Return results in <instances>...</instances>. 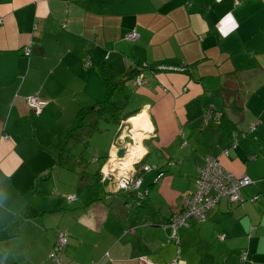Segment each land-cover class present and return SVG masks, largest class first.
<instances>
[{"label": "crops", "instance_id": "obj_1", "mask_svg": "<svg viewBox=\"0 0 264 264\" xmlns=\"http://www.w3.org/2000/svg\"><path fill=\"white\" fill-rule=\"evenodd\" d=\"M0 21V233L20 219L19 233L0 241V264H55L59 232L65 264H264V0H0ZM140 67L141 87L129 80ZM102 68L125 77L122 89L135 85L119 104L137 98L139 107L119 126L104 118L115 138L89 161L78 147H89L83 132L99 131L97 117L65 138L81 111L105 100ZM31 96L49 103L42 114ZM208 111L219 116L205 121ZM136 113L150 123L135 166L140 204L101 177L114 146L133 140L123 119ZM209 157L254 184L245 203L223 199L205 222L180 229L177 245L169 223ZM144 165L155 171L142 175Z\"/></svg>", "mask_w": 264, "mask_h": 264}, {"label": "built area", "instance_id": "obj_2", "mask_svg": "<svg viewBox=\"0 0 264 264\" xmlns=\"http://www.w3.org/2000/svg\"><path fill=\"white\" fill-rule=\"evenodd\" d=\"M2 21H0V25ZM128 41H136L138 39L137 33H130L126 36ZM32 44L24 49V55L30 57L32 55ZM89 64V63H88ZM87 64V65H88ZM145 68V67H143ZM143 68L140 72H143ZM182 71V69H179ZM178 71V70H177ZM140 75L136 78V84L138 86H143L145 84L143 76ZM28 106L32 113L37 115L42 114L49 103L45 100L40 99L38 96H31L27 99ZM218 114H214L213 111H208L204 114L205 121H210ZM241 135L236 134L235 137H240ZM243 137H245L243 135ZM7 140L8 137L6 136ZM131 145V144H129ZM129 145L127 147H129ZM237 144L233 145L236 148ZM128 150V149H127ZM118 146H114L113 153H115L116 158H118L119 152ZM113 153L111 154L108 162L101 169V177L104 183H115L117 188L122 192H132L136 197L137 203L143 202L147 193L142 192L143 178L141 174H138L135 166L141 164L143 158H141L136 164L132 166V169L126 170H113L105 171L108 163L113 159ZM121 160V159H119ZM121 164V161H119ZM172 165V164H171ZM155 169L150 166H142V175L150 174ZM164 176L163 172L157 177V180ZM254 182L248 176H242L240 178L235 177L230 172L226 171L220 163L213 157H209L206 160V165L204 168L200 169L199 177L195 183V191L184 199L183 212L182 214L173 217L169 226L172 229V240L178 245L179 236L178 232L182 228H189L191 222L202 223L207 219V214L210 210L214 209L221 200L225 199L230 204L241 205L245 203V198L243 193L245 189L252 186ZM76 200L75 196H69L67 201L72 203ZM220 241L224 242L226 240L225 235L219 237ZM68 243V234L66 232H59L55 247L50 254V259L55 264H65L63 261V252ZM180 254V250L178 251ZM241 260L245 262L247 260V254H242ZM139 264H154L148 261L146 258L141 257L138 259ZM170 264H184L179 259L171 262Z\"/></svg>", "mask_w": 264, "mask_h": 264}, {"label": "trees", "instance_id": "obj_3", "mask_svg": "<svg viewBox=\"0 0 264 264\" xmlns=\"http://www.w3.org/2000/svg\"><path fill=\"white\" fill-rule=\"evenodd\" d=\"M144 69L146 68H143V70ZM102 72L104 74V78L107 84V93H106L105 100L102 103H99L94 108L81 111L78 114L74 125L69 129L67 133V136L65 138L66 144L67 142H69L71 139L74 138V135L76 132L86 127V123L88 119L90 118V116H97L99 119H101L103 116L105 117L110 116L112 119V122L115 125L117 126L120 125L122 119L120 117L119 111H121L124 107L120 105L119 103L114 102L113 97L118 92V90H120V88H122V86H124V84L126 83V81H122V79L125 77L119 74L112 73L104 68H102ZM140 73H141L140 70H136L130 73L129 80L136 79L140 75ZM136 115L137 113L131 116H127L123 120L127 121L131 119L132 117H135ZM19 226H20V219L14 220V222H12L8 227L4 229V231L0 233V241L3 239L14 237L16 234H18Z\"/></svg>", "mask_w": 264, "mask_h": 264}, {"label": "rangeland", "instance_id": "obj_4", "mask_svg": "<svg viewBox=\"0 0 264 264\" xmlns=\"http://www.w3.org/2000/svg\"><path fill=\"white\" fill-rule=\"evenodd\" d=\"M143 67H140V68H138L137 70H141ZM144 70H146V69H144ZM143 70V71H144ZM131 85V84H130ZM135 86V85H134ZM134 86H130L131 88H132V91L131 90H129V89H126L128 86H127V84L125 85V88H121L118 92H117V94H116V96H117V98H115V99H113V101L114 102H116V103H122V101L124 102L126 99L124 98V96H131V95H135V93H136V89H133V88H135ZM121 97V98H120ZM127 101V100H126ZM124 103H126V102H124ZM123 106V105H122ZM137 107H139V101H138V99L137 98H134V100L133 101H131L130 102V104H128V105H126L121 111H119L120 112V114H122V113H125L126 111L127 112H129V111H132L133 109H136ZM97 116H95V118H96ZM107 117V116H106ZM104 118H105V116H103L101 119H99L98 117H97V119H98V124H96V129H98L99 131H97L93 136H91V137H86V135L85 134H87V133H85V132H83V136H84V138L86 139L85 141H87V142H89V147H83V146H81V147H78V150H83V151H86L87 153H86V159L87 160H89V161H92V157H93V154L94 153H96V151H98V150H105L108 146H110V143L113 141V139L115 138L114 137V134H115V132H116V127L115 126H113L112 124H108V123H105L106 121H104ZM133 118V117H132ZM92 120H94V118L92 119ZM91 120V124L94 122L95 123V121H92ZM107 120H109V118L107 119ZM130 120V119H129ZM129 120H128V122H129ZM129 124H131L132 125V127L129 125ZM129 124H127V125H125V127H124V129H126L127 130V134L130 132V131H128V130H131V137H132V139L133 140H130V139H128V140H130L129 142H127L126 144H124V145H122V146H120V148H119V150H123V149H129V147H127L129 144H131V146H136V145H139V143L137 144V142H136V140H135V138H134V135H135V131H137L138 133H140L141 132V134L143 133V130L142 129H135L134 128V125L132 124V123H130L129 122ZM144 134V133H143ZM144 136H145V134H144ZM134 141V142H133ZM147 148H148V150H149V153L151 154V161H157V159H158V156H157V154L154 152V150H153V147L152 146H146ZM127 155V154H126ZM144 156V155H143ZM116 158V155H114V153H113V159H115ZM143 158V157H142ZM141 159V158H140ZM140 159H138V160H136V163L140 160ZM116 160H118L117 158H116ZM107 160L104 158V159H102L101 160V162L100 163H94V168H95V170L96 169H98V168H100V167H102L104 164H105V162H106ZM125 161V160H124ZM122 162V161H121ZM136 163H134V164H136ZM152 167V166H151ZM132 169V168H131ZM118 170H121V169H118Z\"/></svg>", "mask_w": 264, "mask_h": 264}, {"label": "bare ground", "instance_id": "obj_5", "mask_svg": "<svg viewBox=\"0 0 264 264\" xmlns=\"http://www.w3.org/2000/svg\"><path fill=\"white\" fill-rule=\"evenodd\" d=\"M129 122L134 125L135 129L139 128V129H142L143 131H148L150 128L149 119H148V116L146 113H142L138 116L131 118L129 120ZM134 133H135L134 138H135L137 144L139 143V145H136V146L129 145L130 147H129V149L127 151V155L124 157V159L116 160V158L114 157L115 159H112L108 163V165L105 169L106 172L109 171L110 169H113V170L131 169L132 166L134 165V163H136V160L143 157V155L145 154V150L142 148L141 142L145 136L143 134H141V132L138 133L137 131H135ZM114 155H115V153H114ZM119 161H122L121 164Z\"/></svg>", "mask_w": 264, "mask_h": 264}, {"label": "water", "instance_id": "obj_6", "mask_svg": "<svg viewBox=\"0 0 264 264\" xmlns=\"http://www.w3.org/2000/svg\"><path fill=\"white\" fill-rule=\"evenodd\" d=\"M127 149H123V150H120L119 152H118V158L119 159H124V157L126 156V154H127Z\"/></svg>", "mask_w": 264, "mask_h": 264}]
</instances>
